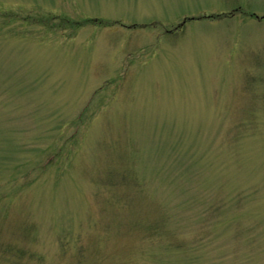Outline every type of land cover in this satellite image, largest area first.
I'll use <instances>...</instances> for the list:
<instances>
[{
	"label": "rangeland",
	"instance_id": "rangeland-1",
	"mask_svg": "<svg viewBox=\"0 0 264 264\" xmlns=\"http://www.w3.org/2000/svg\"><path fill=\"white\" fill-rule=\"evenodd\" d=\"M0 264H264V0H0Z\"/></svg>",
	"mask_w": 264,
	"mask_h": 264
},
{
	"label": "trees",
	"instance_id": "trees-1",
	"mask_svg": "<svg viewBox=\"0 0 264 264\" xmlns=\"http://www.w3.org/2000/svg\"><path fill=\"white\" fill-rule=\"evenodd\" d=\"M80 117H81V116H80ZM221 203H222V202H215L214 205H211L209 208H207V210L205 209V211L203 212V214H204V215H205V214L208 215L210 211H211V212H212V211L217 212L218 209L221 208V207H220V206H221ZM161 215H162V213H161ZM161 217H164V216H160L159 219H158V221H159V220H162ZM205 218H206V216H205ZM205 218H204V219H205ZM207 218H210V217H207ZM163 219L165 220V219H167V218L164 217ZM151 226H152V227H150V229H151V230H155V229H158L159 226H162V224H161L160 222H155V223H153V225H151ZM204 228L206 229L205 226H204ZM202 231H204V230L202 229ZM200 240H201V239H200ZM200 240H199L198 238H197V239L195 238V241H199V242H200ZM199 242H197V244H198Z\"/></svg>",
	"mask_w": 264,
	"mask_h": 264
}]
</instances>
